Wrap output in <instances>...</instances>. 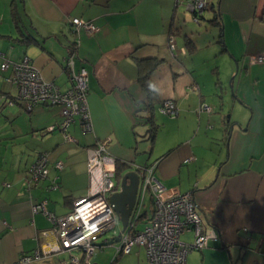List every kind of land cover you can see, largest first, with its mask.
I'll list each match as a JSON object with an SVG mask.
<instances>
[{"label": "crops", "instance_id": "0c3cea01", "mask_svg": "<svg viewBox=\"0 0 264 264\" xmlns=\"http://www.w3.org/2000/svg\"><path fill=\"white\" fill-rule=\"evenodd\" d=\"M211 1L196 19L187 0H0V64L28 56L61 89L70 86L64 69L70 19L97 27L75 36L74 67L87 71L91 129L82 131L76 117L66 129L72 140L58 127V106L26 108L6 80L11 67L0 69V264L55 241L32 204L46 198L55 215L68 213L86 194L87 157L103 138L120 172L154 165L162 185L193 191L202 224L217 237L189 251L184 264H264V63L251 62L264 54V0ZM147 72L149 97L140 82ZM230 78L233 95L222 89ZM165 99L174 100L177 114L157 109L152 134L146 117ZM204 103L210 113L194 111ZM40 152L49 174L34 183L29 168ZM55 175L59 187L49 190ZM151 202L141 212L142 227ZM181 239L190 242L192 232ZM133 246L110 263L149 264L144 247Z\"/></svg>", "mask_w": 264, "mask_h": 264}, {"label": "built area", "instance_id": "2783aa9c", "mask_svg": "<svg viewBox=\"0 0 264 264\" xmlns=\"http://www.w3.org/2000/svg\"><path fill=\"white\" fill-rule=\"evenodd\" d=\"M187 7L198 15L207 7V0H187ZM78 32L83 28L88 34L97 29L91 21L79 17L70 19ZM78 34V33H77ZM170 43V42H169ZM78 38L72 50L65 57L64 69L70 80V86L61 89L53 81L43 78L39 70L32 64L28 56L18 62L4 60L0 69H12V75L6 80L17 89L16 99L24 102L30 109L35 104L55 105L59 107L61 120L59 129L66 140L73 137L67 132L68 125L76 118L82 131L91 129L87 105V71L84 67L75 69ZM173 48V44L170 43ZM251 62L264 63V54L252 56ZM197 113L211 112L213 108L204 103L195 108ZM160 113L174 116L177 107L174 100L165 99L158 106ZM53 125L47 127L52 130ZM109 139L103 138L95 142L87 157L88 185L86 194L73 201L71 210L61 216L55 215L47 208V199L43 198L32 204V212H41L51 224L55 234L54 242H46L47 249L36 248L31 253L21 254L14 264H31L48 258L51 254L67 253L57 264H91L97 252L96 239L115 226L117 217L109 196L119 189L115 180V157L107 151ZM62 161L57 160L54 167L62 169ZM139 183L133 208L127 226L120 231V238L115 246V254H127L133 245L143 246L149 264H184L186 255L191 250H201L208 241L217 237L212 228H205L196 209L192 190L180 191L177 187L167 188L153 174L154 165H143L137 168ZM30 180L37 183L49 174L48 157L45 152L38 153L31 164ZM59 187L58 176H53L47 186L51 190ZM152 199V213L149 220L138 230L136 222L146 205V198ZM192 232L190 242H184L181 235ZM107 240V239H105ZM78 250L80 254H74ZM114 254V255H115Z\"/></svg>", "mask_w": 264, "mask_h": 264}, {"label": "water", "instance_id": "95a60500", "mask_svg": "<svg viewBox=\"0 0 264 264\" xmlns=\"http://www.w3.org/2000/svg\"><path fill=\"white\" fill-rule=\"evenodd\" d=\"M138 183V169L136 168L135 170H126L121 175L118 191L113 192L109 196V200L113 204L114 211L116 212L117 217L122 224V229L120 231H123V229L127 226L128 219L134 205ZM119 238L120 232L117 235L112 236L107 240L104 239L102 242L96 244L98 246L109 245L119 241ZM91 264L100 263L94 261Z\"/></svg>", "mask_w": 264, "mask_h": 264}, {"label": "rangeland", "instance_id": "374dc122", "mask_svg": "<svg viewBox=\"0 0 264 264\" xmlns=\"http://www.w3.org/2000/svg\"><path fill=\"white\" fill-rule=\"evenodd\" d=\"M221 82H222V89L224 90V92H226L227 94L233 95L234 92H233V86H232L231 78L228 79V81H224L222 79ZM153 112H154V115H160L161 114V113L160 114L158 113L156 105L153 107ZM227 114H228V112H227ZM58 171H60V170H58ZM120 178H121V176L119 177V179ZM115 180L117 181L118 179L115 178ZM147 198H146V200H147ZM140 221H141V219L135 223L136 224L135 227L138 230H140L141 227H142V223H140ZM121 229H122V224H121L120 220L117 218L116 222H115V226L112 229H110V230L106 231L105 233H103L101 236H99L96 239L95 243H100L104 239H109L110 237L117 235L120 232ZM117 243H118V241H116V242H114L112 244H109V245L98 246L97 252H96L95 257H94V261H96V262H98L100 264H111L110 261H111V258L113 257V255L115 254V246L117 245ZM134 247H136V245L133 246V248ZM73 253L74 254H78V255L80 254V252L78 250H73ZM128 254L129 253L121 254L119 256V258L122 257V256H125V255H128ZM66 256H67V253H65V252L59 253V254L53 253L49 257V259H50L49 262L46 263V264H57V262H58V260L60 258H64ZM116 262H114V263H116Z\"/></svg>", "mask_w": 264, "mask_h": 264}, {"label": "trees", "instance_id": "16d2710c", "mask_svg": "<svg viewBox=\"0 0 264 264\" xmlns=\"http://www.w3.org/2000/svg\"><path fill=\"white\" fill-rule=\"evenodd\" d=\"M210 4H212V1L210 2V0H207V6L208 5H210ZM207 8V7H206ZM205 8V9H206ZM215 21H217L218 22V15L216 14V15H214V17H212ZM70 24L73 26V30H72V38L70 39V41H69V43H68V45H67V49H68V52L70 51V50H72V48H73V45H74V43H75V41H76V35H77V31L75 30V28H74V25L71 23V21H70ZM188 44H189V41H188ZM148 72L147 73H145V74H142L141 76H140V82H141V85L143 86V88L145 89V91L147 92V94H148V97L149 96H151L153 93H154V90H153V88H152V85H151V83H150V81H149V79H148ZM161 104V103H160ZM159 104V105H160ZM158 105V106H159ZM150 106V105H149ZM153 107L151 106V108L149 109V111L151 112V114L150 115H148L146 118H147V121L149 122V124H150V130H151V133L153 134V132H154V130H155V127L158 125L156 122H155V119H154V112H153V109H152ZM157 109H158V107H157ZM194 111L196 112V109H194ZM206 113H210V112H206ZM114 171H115V178L116 179H118L116 182L117 183H119L120 182V179H119V177L121 176V174H122V172H120L119 171V166H118V164H117V161H116V159H115V165H114ZM120 256V254H115L114 255V257L112 258V260H111V262H113V261H115V260H117L118 259V257Z\"/></svg>", "mask_w": 264, "mask_h": 264}]
</instances>
